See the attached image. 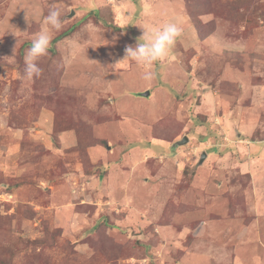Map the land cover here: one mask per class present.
<instances>
[{
	"label": "rangeland",
	"instance_id": "374dc122",
	"mask_svg": "<svg viewBox=\"0 0 264 264\" xmlns=\"http://www.w3.org/2000/svg\"><path fill=\"white\" fill-rule=\"evenodd\" d=\"M0 264H264V0H0Z\"/></svg>",
	"mask_w": 264,
	"mask_h": 264
},
{
	"label": "clouds",
	"instance_id": "9594fccd",
	"mask_svg": "<svg viewBox=\"0 0 264 264\" xmlns=\"http://www.w3.org/2000/svg\"><path fill=\"white\" fill-rule=\"evenodd\" d=\"M62 17V9L56 5L50 6L47 15L43 17V24L46 27L35 34V38L32 39L31 46L26 50L24 56V76L27 80L41 76L42 68L38 61L48 55L53 31L62 30L64 25ZM181 34L182 28L172 22L165 23L151 31L143 30V34L138 38L135 46L129 45L125 48V58L122 61H134L144 69L143 78L152 80L155 75L154 65L169 56Z\"/></svg>",
	"mask_w": 264,
	"mask_h": 264
},
{
	"label": "water",
	"instance_id": "95a60500",
	"mask_svg": "<svg viewBox=\"0 0 264 264\" xmlns=\"http://www.w3.org/2000/svg\"><path fill=\"white\" fill-rule=\"evenodd\" d=\"M144 95H145L146 97H149V96H150V92L148 91V92L144 93ZM187 142H188V139H185L183 142H180L179 144H180V145H183V144H185V143H187ZM205 156H206V155L203 156V158H202V162H203L204 159L206 158Z\"/></svg>",
	"mask_w": 264,
	"mask_h": 264
},
{
	"label": "trees",
	"instance_id": "16d2710c",
	"mask_svg": "<svg viewBox=\"0 0 264 264\" xmlns=\"http://www.w3.org/2000/svg\"><path fill=\"white\" fill-rule=\"evenodd\" d=\"M55 40H57V39H55Z\"/></svg>",
	"mask_w": 264,
	"mask_h": 264
}]
</instances>
